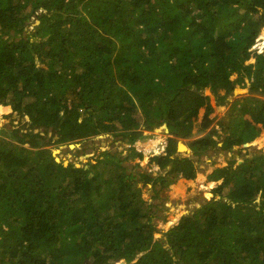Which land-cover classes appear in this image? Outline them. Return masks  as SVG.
<instances>
[{"label":"trees","instance_id":"obj_1","mask_svg":"<svg viewBox=\"0 0 264 264\" xmlns=\"http://www.w3.org/2000/svg\"><path fill=\"white\" fill-rule=\"evenodd\" d=\"M263 28L264 0H0V108L26 117L24 130L0 129V264H264L262 151L215 169L213 199L165 240L155 222L161 193L219 146L209 95L224 105L250 83L228 127L217 123L223 151L264 129ZM163 125L157 175L107 151L91 177L48 148L109 134L133 145Z\"/></svg>","mask_w":264,"mask_h":264},{"label":"rangeland","instance_id":"obj_2","mask_svg":"<svg viewBox=\"0 0 264 264\" xmlns=\"http://www.w3.org/2000/svg\"><path fill=\"white\" fill-rule=\"evenodd\" d=\"M38 22H34V19L31 20L30 25L26 28L27 34L34 32V25H37ZM257 43L254 46V50L258 49L259 52H262L263 48H257V45H264V28L259 36ZM253 60V59H252ZM255 61L245 62V65L253 64ZM236 76L233 77L235 79ZM206 92V90H205ZM250 92V83H246L243 87H236L231 95H229L226 99L224 105H219V101L217 96H215L212 92V95H209L211 98V104L214 107V113L211 115V118L214 119V123L212 125L215 126V129L221 134L220 137H215L219 146L217 149L208 152L207 155H203L200 158L196 157V173L193 179H180L176 184L170 186L167 190H164L161 193V198L164 199L163 205L164 207L159 210L157 213L159 217L155 220L158 234H156V238L166 239L164 234L174 225H176L181 217L185 214L192 213V211L196 208L202 207L207 201H210L214 197L213 190L222 183V180L217 182H212L209 180V175L218 168L227 166L228 162L232 159L238 161L240 164L243 158L249 154V156L255 153V150L264 152V129L262 130L259 137H257L253 142L249 143V146H245L244 144L235 147L231 152H225L222 150V144L228 134L227 130L222 131V129L217 125L218 121L223 122L228 127V124L231 121L230 114L231 108L233 107V103L236 100L243 99L245 96H248ZM207 95V94H205ZM223 95V92L220 94ZM2 107V106H0ZM7 107V106H3ZM2 109V110H1ZM3 108H0V129L2 127H7V129L14 130H24L22 129L23 125H25L26 117H23L21 114H15L14 116H10L7 113L3 114ZM205 113V109H202L198 122H201ZM25 118V120H24ZM22 127V128H20ZM144 130L143 128L141 129ZM26 133V131H22ZM36 132V131H35ZM196 133V130L194 131ZM145 138L135 142L133 145H130L123 141L121 136H116L113 134L109 135H100L98 137H94L90 140H85L78 144H62L58 145L53 141V143L48 148L52 150L53 155L57 158L59 162L79 165V166H87L86 168L91 170V175H95L98 171L97 163L99 159L104 158V153L107 151H112L113 153H117L120 161L124 162V165L128 166L129 169L136 164H140L141 170L143 171H151L154 175H157L159 169L157 167H150L149 161L153 157L159 155H143L142 151H149V149L155 144H159L161 138L166 139V142L171 137L168 132V129L165 125L157 127L153 130H145L144 131ZM1 136H6L5 134ZM168 137V138H166ZM10 138V137H8ZM187 147V152L177 151L178 156L182 157H191L192 151L187 145L188 141L179 140L177 142V146L180 147L182 144ZM168 145V144H167ZM134 148L136 152L143 155L142 159L138 157L133 158L130 156L131 149ZM236 149V150H235ZM160 155H164V152ZM128 157V161L126 158ZM94 167V170H92ZM100 173V172H99ZM227 192V191H225ZM143 197L152 204H162V201L157 199L153 200L152 195L153 192L151 190V186L145 187L142 191ZM165 209V212L163 211ZM119 264V263H115Z\"/></svg>","mask_w":264,"mask_h":264},{"label":"built area","instance_id":"obj_3","mask_svg":"<svg viewBox=\"0 0 264 264\" xmlns=\"http://www.w3.org/2000/svg\"><path fill=\"white\" fill-rule=\"evenodd\" d=\"M258 44V43H257ZM259 45H257L256 47H258ZM168 138V137H166ZM168 140V139H167ZM168 144V141L166 142V139L161 138V140L159 141V144L157 145H153L149 151H142L144 155L148 156V155H160L164 152V150L166 149Z\"/></svg>","mask_w":264,"mask_h":264},{"label":"water","instance_id":"obj_4","mask_svg":"<svg viewBox=\"0 0 264 264\" xmlns=\"http://www.w3.org/2000/svg\"><path fill=\"white\" fill-rule=\"evenodd\" d=\"M38 24H39V22H38ZM205 94H207V90H206V92H204ZM8 108H11V110H13V108L11 107V106H7ZM183 144V143H182ZM245 146H249V143H246V144H244ZM178 151H179V147H178ZM69 163V162H68ZM68 163H64V165L65 166H68ZM78 167H80V166H78ZM92 176H94V175H91V177ZM117 263H119V264H127L126 263V261L125 260H119V261H117Z\"/></svg>","mask_w":264,"mask_h":264},{"label":"bare ground","instance_id":"obj_5","mask_svg":"<svg viewBox=\"0 0 264 264\" xmlns=\"http://www.w3.org/2000/svg\"><path fill=\"white\" fill-rule=\"evenodd\" d=\"M260 46V45H259ZM261 47V46H260ZM263 47V46H262ZM210 90H207V94H210V92H209ZM209 92V93H208ZM179 149H180V151H182V152H187L188 151V149H187V147L186 146H184L183 144H180V147H179ZM236 150V149H235Z\"/></svg>","mask_w":264,"mask_h":264},{"label":"clouds","instance_id":"obj_6","mask_svg":"<svg viewBox=\"0 0 264 264\" xmlns=\"http://www.w3.org/2000/svg\"><path fill=\"white\" fill-rule=\"evenodd\" d=\"M257 44V43H256ZM257 48H259V46L257 47ZM264 49V48H263ZM256 50H258V49H256ZM165 151V150H164ZM143 154V153H142ZM144 155V154H143ZM58 161V160H57ZM59 162V161H58ZM68 165H69V163H68ZM79 165H76V167H78ZM80 167H85V169H87L86 167L87 166H80ZM80 167H78V168H80ZM117 263V262H116Z\"/></svg>","mask_w":264,"mask_h":264}]
</instances>
